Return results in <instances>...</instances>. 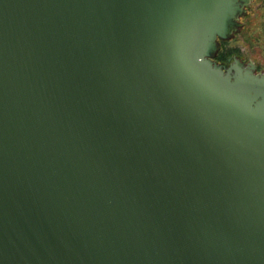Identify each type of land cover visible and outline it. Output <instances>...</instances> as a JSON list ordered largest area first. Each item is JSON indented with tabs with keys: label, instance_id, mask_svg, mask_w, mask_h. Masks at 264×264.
Returning <instances> with one entry per match:
<instances>
[{
	"label": "water",
	"instance_id": "1",
	"mask_svg": "<svg viewBox=\"0 0 264 264\" xmlns=\"http://www.w3.org/2000/svg\"><path fill=\"white\" fill-rule=\"evenodd\" d=\"M251 1L0 0V264H264Z\"/></svg>",
	"mask_w": 264,
	"mask_h": 264
},
{
	"label": "rangeland",
	"instance_id": "2",
	"mask_svg": "<svg viewBox=\"0 0 264 264\" xmlns=\"http://www.w3.org/2000/svg\"><path fill=\"white\" fill-rule=\"evenodd\" d=\"M248 12L241 21L242 29L224 43V52L227 56L240 55L256 63L259 71H264V0H254Z\"/></svg>",
	"mask_w": 264,
	"mask_h": 264
},
{
	"label": "flooded vegetation",
	"instance_id": "3",
	"mask_svg": "<svg viewBox=\"0 0 264 264\" xmlns=\"http://www.w3.org/2000/svg\"><path fill=\"white\" fill-rule=\"evenodd\" d=\"M254 0H252L251 1V3H250V5H249V7L251 6V4H252V2H253ZM249 7L247 8V13L240 19V21H242V19H244V18H246L247 16H248V11H249ZM243 23V22H242ZM222 42H226V41H224V40H221V44H222ZM221 48H222V46H221ZM221 50V49H220ZM220 52V51H219ZM219 53H218V55H217V57H216V61L217 62H219V63H222V64H224L225 66H229L233 61H234V57L235 56H239V57H241V58H244V57H242V56H240V55H228L227 56V58L225 59V60H221V59H219ZM229 58H231V61H229ZM246 59V58H245ZM248 61H250V60H248ZM258 72H263V71H259V69H258Z\"/></svg>",
	"mask_w": 264,
	"mask_h": 264
},
{
	"label": "trees",
	"instance_id": "4",
	"mask_svg": "<svg viewBox=\"0 0 264 264\" xmlns=\"http://www.w3.org/2000/svg\"><path fill=\"white\" fill-rule=\"evenodd\" d=\"M226 42H228V41H226ZM223 44L225 43V42H222ZM222 44V45H223ZM226 44V43H225ZM225 44L222 46V48H221V50H220V52H219V59H221V60H225L226 58H227V52H224V51H226V50H224V48H225Z\"/></svg>",
	"mask_w": 264,
	"mask_h": 264
}]
</instances>
